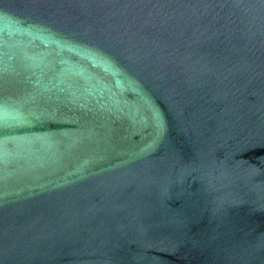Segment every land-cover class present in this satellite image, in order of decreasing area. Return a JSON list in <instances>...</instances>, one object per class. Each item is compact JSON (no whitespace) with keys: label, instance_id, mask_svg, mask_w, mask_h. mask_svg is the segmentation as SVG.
<instances>
[{"label":"water","instance_id":"water-1","mask_svg":"<svg viewBox=\"0 0 264 264\" xmlns=\"http://www.w3.org/2000/svg\"><path fill=\"white\" fill-rule=\"evenodd\" d=\"M0 264H264V0H0Z\"/></svg>","mask_w":264,"mask_h":264}]
</instances>
